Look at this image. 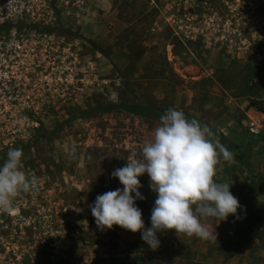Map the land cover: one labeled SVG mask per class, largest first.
<instances>
[{
  "label": "rangeland",
  "instance_id": "374dc122",
  "mask_svg": "<svg viewBox=\"0 0 264 264\" xmlns=\"http://www.w3.org/2000/svg\"><path fill=\"white\" fill-rule=\"evenodd\" d=\"M52 2L55 29L73 43L84 86L41 107L36 137L0 149L2 164L9 148H21L22 170L37 178L10 211H0V264H264V133L250 134L245 115L257 108L253 102L264 103V0H84L81 8L75 0ZM236 102L246 134L239 143L214 125ZM134 104L149 114L132 112ZM168 108L207 124L231 152L239 145L214 179L232 184L243 211L216 229V219L204 221L216 241L167 230L151 250L139 231L100 230L89 205L122 188L112 171L139 155ZM139 179L144 199L136 204L146 205L149 227L156 193L147 174ZM177 245L178 262L171 256Z\"/></svg>",
  "mask_w": 264,
  "mask_h": 264
},
{
  "label": "clouds",
  "instance_id": "9594fccd",
  "mask_svg": "<svg viewBox=\"0 0 264 264\" xmlns=\"http://www.w3.org/2000/svg\"><path fill=\"white\" fill-rule=\"evenodd\" d=\"M159 119L153 138L143 144L139 155L134 153L124 166L112 171L111 176L118 178L122 188L97 195L89 205L96 225L100 230L118 225L133 233L139 231L151 250L160 246L158 233L167 230L216 241L218 234L204 221L216 219V229L229 215L240 219L238 209L243 211L230 191L232 184L214 179L221 159L231 160L233 153L215 138L207 124L189 119L182 110L168 108ZM76 150L71 146L69 154ZM22 157L21 148H9L0 164V211H10L13 200L37 184L35 176L28 177L22 170ZM144 174L156 193L149 227L136 204L144 199L139 191L143 186L139 177Z\"/></svg>",
  "mask_w": 264,
  "mask_h": 264
},
{
  "label": "built area",
  "instance_id": "2783aa9c",
  "mask_svg": "<svg viewBox=\"0 0 264 264\" xmlns=\"http://www.w3.org/2000/svg\"><path fill=\"white\" fill-rule=\"evenodd\" d=\"M75 3L81 8L84 0ZM56 23L52 0L0 1L1 150L9 140L36 137L43 121L41 107L68 100L74 88L84 86L78 53L55 29ZM250 109L246 127L258 135L264 129V112Z\"/></svg>",
  "mask_w": 264,
  "mask_h": 264
},
{
  "label": "crops",
  "instance_id": "0c3cea01",
  "mask_svg": "<svg viewBox=\"0 0 264 264\" xmlns=\"http://www.w3.org/2000/svg\"><path fill=\"white\" fill-rule=\"evenodd\" d=\"M241 109H243L242 104H238V102H236L232 106H229V108L218 119H216V121H214V125L218 131H220L225 138L234 143L242 142L246 137L245 132L236 119V113ZM249 111L251 110L245 111V114ZM262 132L264 133V129ZM171 256L176 262L183 258L178 252V245L175 246V251L171 254ZM186 259L189 260V257L187 256Z\"/></svg>",
  "mask_w": 264,
  "mask_h": 264
},
{
  "label": "trees",
  "instance_id": "16d2710c",
  "mask_svg": "<svg viewBox=\"0 0 264 264\" xmlns=\"http://www.w3.org/2000/svg\"><path fill=\"white\" fill-rule=\"evenodd\" d=\"M252 105H255L256 107H257V109H259V110H261V111H263L264 112V103H261V102H253L252 103ZM130 110L132 111V112H135V113H137L138 115H141V116H146V115H148L149 113L147 112L148 111V108L146 107V106H140V105H137V104H134V105H132L131 107H130ZM158 120H160L159 118H158ZM220 135H222V134H220ZM223 136V135H222ZM224 137V136H223ZM224 139H225V137H224ZM231 147H232V149H233V151H232V153H233V156L236 158L237 156H238V154H237V150L239 149V145H237V144H233V145H231ZM146 207V205L145 204H141L140 206H139V208L141 209V208H145ZM148 207V206H147Z\"/></svg>",
  "mask_w": 264,
  "mask_h": 264
}]
</instances>
